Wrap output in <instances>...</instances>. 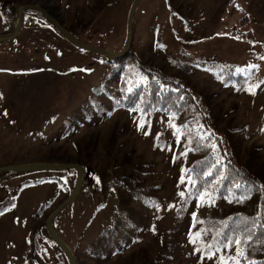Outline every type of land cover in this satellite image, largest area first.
<instances>
[{
	"label": "rangeland",
	"instance_id": "rangeland-1",
	"mask_svg": "<svg viewBox=\"0 0 264 264\" xmlns=\"http://www.w3.org/2000/svg\"><path fill=\"white\" fill-rule=\"evenodd\" d=\"M13 1L42 7L74 37L116 53L134 0ZM14 15L0 13V35ZM131 35L129 50L195 89L234 154L264 177V0H139ZM106 70L98 55L67 42L38 13H25L17 35L0 43V168L83 166L76 196L52 224L76 264H219L200 260L187 237L193 213L220 214L228 205L182 207L187 155L174 122L113 109L111 99L94 96ZM5 176L0 202L13 204L0 213V264L50 259L51 242L36 230L70 196L76 170ZM116 178L139 194L108 187Z\"/></svg>",
	"mask_w": 264,
	"mask_h": 264
},
{
	"label": "trees",
	"instance_id": "trees-1",
	"mask_svg": "<svg viewBox=\"0 0 264 264\" xmlns=\"http://www.w3.org/2000/svg\"><path fill=\"white\" fill-rule=\"evenodd\" d=\"M17 6L13 0H0V13L3 16H13ZM27 12L38 13L43 18L34 9L24 10L22 16ZM66 30L74 37L70 30ZM8 33L7 30L2 35ZM74 38L86 43L77 37ZM239 38L243 39L241 36ZM99 57L102 63L107 65V70L102 82L91 89L94 96L103 94L111 99L113 109L137 111L139 117L159 115L174 122V135L180 141L183 153L187 155L181 168V178L184 177L181 179L184 182L182 207L187 209L193 202L206 204L208 208L217 202L228 205V209L220 214L207 210L204 216L196 214L192 217L189 233H192L194 242L189 241V235L187 239L198 258H210L206 254L210 250L209 244L214 247L217 240H223L224 233L233 235L235 232L242 240L241 250L246 253V260L240 258L241 264L253 260L264 264V227L261 226L264 225V177L253 171L247 156L239 159L234 154L226 134L216 126L214 118L207 112L202 96L183 80L145 65L131 50L120 59ZM110 79L118 81L116 88L104 87ZM239 79L243 78H235L238 81ZM225 84L233 83L229 80ZM234 84L237 87L242 83ZM6 174L8 173H2L0 177ZM111 181L108 187L117 183L131 194L136 191L139 194V190H135L136 187L126 184L123 179L116 178ZM102 186L106 185L102 183ZM201 193L205 195L201 196ZM241 196L244 197L242 201L239 199ZM12 204L13 200L0 202V213ZM43 207L44 205L39 208L34 217L39 215ZM245 225L254 234V239L250 241L244 239L247 235ZM42 233L51 242L47 249L52 253V257L49 259L43 254L42 259H37L38 264H69L64 251L50 238L45 222L36 230L38 237ZM103 238L105 236H101L99 240ZM223 254L236 257V245L233 243L231 248H222L211 258L219 261ZM228 264H233V261L229 260Z\"/></svg>",
	"mask_w": 264,
	"mask_h": 264
},
{
	"label": "water",
	"instance_id": "water-1",
	"mask_svg": "<svg viewBox=\"0 0 264 264\" xmlns=\"http://www.w3.org/2000/svg\"><path fill=\"white\" fill-rule=\"evenodd\" d=\"M139 0H134L129 8L128 15H127V21H126V38H125V45L124 49L119 53H112L107 50H105L102 47H94L92 45H89L87 43H84L76 38H74L59 22L54 19L51 15H49L42 7L37 5H18L15 9V15L14 20L11 24L10 31L6 35H0V43L9 41L13 39L20 28L21 22H22V13L26 9H34L38 11L43 18L51 25L53 28L58 32V34L63 37L67 42L70 44L83 49L85 51H88L90 53L96 54L98 56L105 57L109 60H115L120 59L124 57L130 48L132 35H131V24L134 16L135 8L138 4ZM36 170H76L77 177H76V185L70 196L62 203L60 204L56 210L46 219L45 221V227L46 230L52 239L57 245L60 246V248L64 251L68 263L69 264H76L75 260L73 258L72 253L69 251L67 246L62 242L61 239H59L53 230L52 227V221L54 218L63 210L66 208L68 204L74 199L76 196L79 187L81 185L82 177L84 174V168L83 166L79 164H21L17 166H10V167H2L0 168V174L2 173H9L11 171L13 172H27V171H36Z\"/></svg>",
	"mask_w": 264,
	"mask_h": 264
},
{
	"label": "snow or ice",
	"instance_id": "snow-or-ice-1",
	"mask_svg": "<svg viewBox=\"0 0 264 264\" xmlns=\"http://www.w3.org/2000/svg\"><path fill=\"white\" fill-rule=\"evenodd\" d=\"M248 67H254L252 65L248 66ZM251 90V89H249ZM264 130V129H262ZM145 135H147V133H145ZM213 148L215 147V145L212 146ZM206 175H209L210 173H205ZM182 180L184 179V177L181 178ZM190 179V178H189ZM237 187H239V185H236ZM179 195L181 197L184 196V193L181 192L179 193ZM205 195V193H201V196ZM241 201L244 199L243 196H241L239 198ZM169 207L171 208L172 205H169ZM193 216H195V213L192 214ZM255 222H253V227H255ZM262 227H264V225H261ZM246 231H247V235L244 237L245 241H250L252 239H254V234L251 232V229L247 228V225L244 226ZM153 231H155V228L153 227ZM197 235H199V233H197ZM189 241L190 242H194L193 238H192V233H189ZM233 243L236 245V253L237 256L236 257H230L227 256L226 254H223L220 256L219 258V264H228L229 260L233 261V264H241V260L240 258H244L246 260V253L244 251L241 250L240 248V244L242 243L241 238L234 232L233 235H227L226 233L223 234V240H217V242L215 243L214 247L211 245V243L209 244V251L206 253L210 258L217 252H220L222 248H231ZM247 264H258V262L256 261H248Z\"/></svg>",
	"mask_w": 264,
	"mask_h": 264
}]
</instances>
